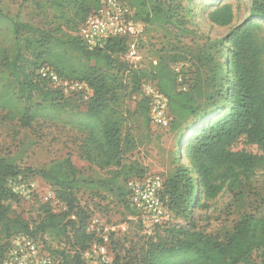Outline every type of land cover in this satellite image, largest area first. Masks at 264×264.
I'll use <instances>...</instances> for the list:
<instances>
[{
  "label": "trees",
  "instance_id": "1",
  "mask_svg": "<svg viewBox=\"0 0 264 264\" xmlns=\"http://www.w3.org/2000/svg\"><path fill=\"white\" fill-rule=\"evenodd\" d=\"M120 1L144 29L146 25L173 27L181 33L175 37L192 32L178 7L161 0ZM98 4L96 0L93 9L83 10L78 29L66 40L18 18L11 19L12 46L10 50L0 47L2 119H16L20 127L27 128L41 117L42 103L60 106L74 101L83 105L85 119L78 127L87 133L86 159L107 175L85 177L69 157L41 169L19 168L0 158V264L17 237L36 241L55 264H90L83 253L93 244H105L98 232L87 231L92 211L80 203L82 188L114 194L144 227L140 212L130 202L127 184L149 174L138 161L123 158L133 145L127 134L122 135L116 105L119 95L129 89L146 124H151L150 98L143 93L146 84L167 99L171 119L168 132L177 144L184 141L181 154L174 153V169L162 177L159 192L171 221L154 226L152 231L161 230V234L131 244L122 255L115 253L107 264H264V214L257 216L236 208L252 188V179L264 173V0H250L247 16L219 40L206 37L202 46L184 52L171 47L168 56H158L148 70L120 61L126 54L128 38L110 39L102 49L88 50L84 46L79 28ZM186 12L192 19L191 11ZM233 18L232 7L219 3L207 15L209 23L217 27L231 26ZM22 32L26 36L21 38ZM56 48L74 50L94 65L84 74H67L65 65L54 56ZM25 55L31 59L32 69L24 62ZM178 61L190 64L185 81L179 72L182 83L177 82V73L169 65ZM43 65L53 68L60 77L87 82L93 89L91 100L85 103L77 97H64L53 89L37 75ZM34 97L41 103H33ZM30 176L41 179L62 205L56 211L49 202L39 204V215L31 222L15 212L20 197L10 186L19 177L26 180ZM224 193L237 203L238 215L227 236L219 239L196 230L193 213L213 207ZM175 219L188 221L187 227L174 225ZM46 236L56 248L47 244Z\"/></svg>",
  "mask_w": 264,
  "mask_h": 264
},
{
  "label": "rangeland",
  "instance_id": "2",
  "mask_svg": "<svg viewBox=\"0 0 264 264\" xmlns=\"http://www.w3.org/2000/svg\"><path fill=\"white\" fill-rule=\"evenodd\" d=\"M178 7L184 24L192 30L187 36L181 35L179 29L173 27H157L146 25L141 40L137 44V57L130 61L126 56H119L120 61L138 70H148L156 62L158 56H168L166 52L176 46L184 52L195 49L210 41L219 40L229 28L239 24L248 14L250 0H161ZM96 0H0V47L10 50L13 42L11 21L20 19L35 28L43 30L56 38L66 40L75 33L83 16V10L95 7ZM230 5L233 11V21L229 27H217L209 23L207 15L217 4ZM192 13V19L186 10ZM12 19V20H11ZM264 24V23H263ZM175 34H178L175 37ZM21 38L26 36L22 32ZM54 56L65 65L67 74L80 75L86 73L93 62L87 63L74 50L54 49ZM24 62L33 68L31 59L25 55ZM171 68L183 73V80L190 64L185 61L169 62ZM181 76V75H180ZM182 80V76H181ZM128 90L118 97L116 111L121 116L122 135L127 134L133 148L123 154L125 161L136 160L146 168L145 174H157L165 177L174 169L173 156L181 154L184 141L176 143L175 136L167 130L146 124L142 113L137 109V102ZM33 103H41L36 97ZM41 117L29 127L22 128L16 119L3 120L0 111V158H6L11 164L25 168L41 169L53 162H63L70 158L71 163L80 174L94 179L105 178V170L99 169L86 159L85 141L87 133L78 127L85 119V107L77 102H66L60 106L42 103ZM183 138L182 140H184ZM147 165V167L145 166ZM155 169V173L152 170ZM252 188L246 191L241 206L232 201L230 194L224 193L214 202L213 207L204 210L197 209L192 216L196 230H203L211 236L224 239L237 219L234 204L240 212L253 213L257 216L264 214V173L253 178ZM20 202L15 212L23 219L31 222L39 215V204L44 203L45 192L55 197L41 179L30 176L26 180L20 177L10 184ZM253 189V190H252ZM99 192V193H97ZM80 203L92 211L90 222L94 228L106 238L104 242L106 256L112 259L115 253L121 255L131 246L143 242L148 237L159 234L153 232V227H144L127 212L123 204L112 193L82 188L78 194ZM59 211L62 205L48 201ZM176 226L187 227L188 221L175 219ZM161 234V233H160ZM47 244L56 248L55 243L46 236ZM119 245L115 247V244ZM121 248V251H120ZM120 251V252H119Z\"/></svg>",
  "mask_w": 264,
  "mask_h": 264
},
{
  "label": "built area",
  "instance_id": "3",
  "mask_svg": "<svg viewBox=\"0 0 264 264\" xmlns=\"http://www.w3.org/2000/svg\"><path fill=\"white\" fill-rule=\"evenodd\" d=\"M130 8L120 0H99L98 7L84 20L78 31V36L88 50L102 49L106 42L113 38H128L126 58L134 61L137 57V42L142 38L144 26L131 18ZM177 82L182 83L178 70ZM40 79L47 81L53 89L59 90L64 97H77L83 102H89L93 97V89L85 81L69 80L60 77L57 72L47 66L37 70ZM183 90L185 87L182 88ZM143 93L150 98V120L157 128L167 130L170 117L167 114V99L150 84L143 86ZM163 179L160 175H145L141 179L130 180L127 184L130 202L140 212L144 224L149 227L163 225L171 221L170 213L160 200ZM12 191L17 193L12 187ZM44 201L57 200L48 192L44 193ZM89 232H97L94 222L87 228ZM99 233V232H98ZM100 234V233H99ZM101 235V234H100ZM103 242L104 236H100ZM90 264H107L106 248L101 244H93L83 253ZM1 264H55L53 259L43 251L42 246L33 239L17 237L10 242Z\"/></svg>",
  "mask_w": 264,
  "mask_h": 264
},
{
  "label": "crops",
  "instance_id": "4",
  "mask_svg": "<svg viewBox=\"0 0 264 264\" xmlns=\"http://www.w3.org/2000/svg\"><path fill=\"white\" fill-rule=\"evenodd\" d=\"M145 166L147 167V165H145ZM151 170H152V169H151ZM152 171H153V173H155V172H154V171H155V169H153ZM149 175H151V174H149Z\"/></svg>",
  "mask_w": 264,
  "mask_h": 264
}]
</instances>
